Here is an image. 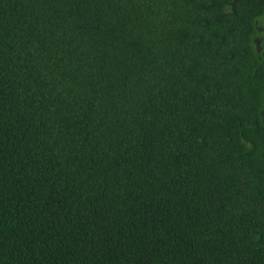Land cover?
Masks as SVG:
<instances>
[{
	"label": "trees",
	"instance_id": "16d2710c",
	"mask_svg": "<svg viewBox=\"0 0 264 264\" xmlns=\"http://www.w3.org/2000/svg\"><path fill=\"white\" fill-rule=\"evenodd\" d=\"M262 15L0 0V264H264Z\"/></svg>",
	"mask_w": 264,
	"mask_h": 264
},
{
	"label": "rangeland",
	"instance_id": "374dc122",
	"mask_svg": "<svg viewBox=\"0 0 264 264\" xmlns=\"http://www.w3.org/2000/svg\"><path fill=\"white\" fill-rule=\"evenodd\" d=\"M255 27H256V31L252 39V45L259 59L263 63L264 60H263V53L261 50V41L264 34V15H262L257 19Z\"/></svg>",
	"mask_w": 264,
	"mask_h": 264
}]
</instances>
